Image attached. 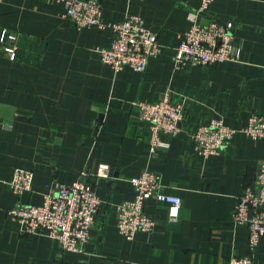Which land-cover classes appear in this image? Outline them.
<instances>
[{"label": "crops", "instance_id": "1", "mask_svg": "<svg viewBox=\"0 0 264 264\" xmlns=\"http://www.w3.org/2000/svg\"><path fill=\"white\" fill-rule=\"evenodd\" d=\"M100 2L105 27L79 29L55 0H0V36L13 37L0 41V104L14 109L12 119L0 118V264H227L232 256L264 264V237L250 249L246 227L232 220L264 160V141L238 133L222 152L203 158L191 139L215 117L240 130L253 114L264 115V0H213L207 17L233 22L238 60L184 70L173 58L201 0ZM130 15L156 35L160 54L143 72H115L97 49L110 46L106 25ZM165 96L185 100L180 132L163 136L168 149L150 154L149 127L133 104ZM99 164L109 166L108 179L95 177ZM16 169L33 174L32 191L20 197L29 204L42 203L45 186L88 175L83 180L100 204L81 253L63 252L44 232H18L7 215L18 202L8 184ZM144 170L159 174L163 192L179 197L181 207L170 220L169 206L151 196L145 213L153 230L128 241L116 227V207L133 199L130 180Z\"/></svg>", "mask_w": 264, "mask_h": 264}, {"label": "built area", "instance_id": "2", "mask_svg": "<svg viewBox=\"0 0 264 264\" xmlns=\"http://www.w3.org/2000/svg\"><path fill=\"white\" fill-rule=\"evenodd\" d=\"M63 4V18L76 28L99 27L102 24L100 0H55ZM213 0H201L200 6L188 14L189 27L176 47L173 58L175 69L184 70L190 66H213L223 62H237L238 50L233 43V22L207 17V9ZM205 19L206 23L201 21ZM112 31L108 48L97 49L101 61L115 72L130 67L143 72L147 60L160 54L156 35L145 28L140 16L130 15L124 20L107 24ZM10 40L3 32L0 41ZM10 58H15V49L5 48ZM185 100L173 103L167 96L148 103L136 102L138 118L148 125L150 131L149 153L168 149L169 143L162 137L173 138L180 132ZM241 133L252 140L264 141V115L253 114L244 128L236 130L224 125L219 117L198 126L191 134L194 150L203 158L217 155ZM70 185L54 183L45 186L41 204L20 201L23 194L33 189V174L30 170L16 169L9 181V187L18 197V202L8 210L7 215L17 226L20 234L36 236L42 232L57 241L63 252L81 253L90 239L100 200L83 178ZM98 179H108L110 168L99 164L95 173ZM134 188L132 200L123 201L116 207V227L119 233L131 241L139 231H151L154 221L145 213V201L151 196L169 206V219L176 220L181 207L179 197L163 192L160 175L144 170L130 180ZM232 220L246 227L248 245L254 249L264 237V160L257 167L253 182L247 185L237 202ZM227 264H253L249 256H232Z\"/></svg>", "mask_w": 264, "mask_h": 264}, {"label": "water", "instance_id": "3", "mask_svg": "<svg viewBox=\"0 0 264 264\" xmlns=\"http://www.w3.org/2000/svg\"><path fill=\"white\" fill-rule=\"evenodd\" d=\"M206 22L205 19H203L201 22ZM14 116V109L11 106H8L6 104H0V118L1 119H12Z\"/></svg>", "mask_w": 264, "mask_h": 264}]
</instances>
